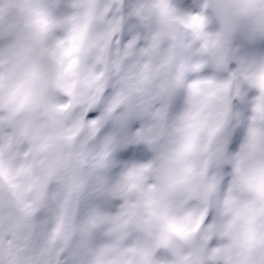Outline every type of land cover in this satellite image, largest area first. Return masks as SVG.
Returning a JSON list of instances; mask_svg holds the SVG:
<instances>
[{
    "label": "clouds",
    "instance_id": "obj_1",
    "mask_svg": "<svg viewBox=\"0 0 264 264\" xmlns=\"http://www.w3.org/2000/svg\"><path fill=\"white\" fill-rule=\"evenodd\" d=\"M0 264H264V0H0Z\"/></svg>",
    "mask_w": 264,
    "mask_h": 264
}]
</instances>
